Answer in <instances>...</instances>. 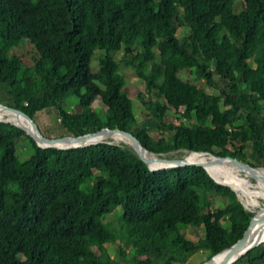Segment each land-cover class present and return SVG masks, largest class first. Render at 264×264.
Masks as SVG:
<instances>
[{"label": "trees", "instance_id": "obj_1", "mask_svg": "<svg viewBox=\"0 0 264 264\" xmlns=\"http://www.w3.org/2000/svg\"><path fill=\"white\" fill-rule=\"evenodd\" d=\"M180 25L187 32L178 37ZM95 48L102 54L91 71ZM121 49L151 119L132 111L112 57ZM186 69L216 92L182 78ZM0 102L32 119L51 108L71 135L118 127L156 153L203 151L259 166L244 149L264 158V0H0ZM169 109L187 122L167 119ZM20 138L31 149L22 161ZM115 206L119 233L101 220ZM250 215L200 165L150 169L130 146L108 141L41 147L0 120V264H121L106 242L132 264H193L187 253L209 258L230 246ZM198 227L195 239L184 235ZM231 264H264V242Z\"/></svg>", "mask_w": 264, "mask_h": 264}, {"label": "rangeland", "instance_id": "obj_2", "mask_svg": "<svg viewBox=\"0 0 264 264\" xmlns=\"http://www.w3.org/2000/svg\"><path fill=\"white\" fill-rule=\"evenodd\" d=\"M239 6V5H238ZM176 35L178 37H181L182 35L186 34V27L183 25L177 26L175 28ZM18 51H24L26 48H30L29 46H18ZM123 50H118L112 53V57L115 59L119 70L122 73L123 79H124V88L127 91L131 101H132V111L137 119L138 122H141L144 119H151V116H145L143 113V108L137 98V91L143 90V85L141 79L135 74L132 67L128 64H126L123 61L122 58ZM102 54V51L98 48H95L90 53L89 57V68L91 71H95L98 67L97 59ZM179 75L184 79H190L191 81L198 83L202 85L209 93L214 94L216 91L207 86L203 79L199 78L193 71V69H186L179 72ZM73 96H69V100L67 102V105L65 106L67 109L73 107ZM92 107L96 110L98 116L100 117L102 115V109L100 105V101L98 98H95L92 102ZM4 113H0V117H2ZM180 117V119L187 122V119H185L183 116L178 115V113H175L172 109H169L165 115V117L168 119H174L177 117ZM4 118V117H3ZM12 120V119H10ZM33 120L37 124L39 130L41 133L45 136H51V137H59L61 135H71L68 134L67 131L59 126L58 120L55 117V114L51 108L42 109L40 111H37L33 115ZM148 131L156 137L158 135V130L155 127V125L148 126ZM113 143H123V142H117L112 141ZM245 152L250 161L259 162L261 165L264 166V158L263 157H257L256 154L252 151L249 144L245 146ZM31 152L30 144L26 138H20L15 141V155L17 158L22 161L26 159ZM187 151L184 150H172L164 153L163 155L169 156V157H182ZM252 179V178H251ZM258 192L256 189H253L252 193H247L245 195H240L238 193V199L245 205V208L248 210H251L252 213H257L260 215L262 213L261 207L264 206V196H258ZM258 196V197H256ZM257 198V199H256ZM255 199V200H254ZM212 201L215 206L222 205V200L219 197H213ZM121 209L119 206H115L113 210L109 213H106L101 220L103 222L111 221L113 228L116 226V219L120 217ZM225 222V220H223ZM116 229V228H115ZM117 233L118 230H115ZM202 233V230L200 227L198 228H187L184 230V235L188 238L195 239L197 236H200ZM106 248L110 255L114 256L116 259L120 261L121 264H132L128 262L127 260L121 258L116 250H115V244L111 242L105 243ZM130 253V252H129ZM207 258V251L196 249L193 252L187 253L185 257L184 263H193V264H200L204 261H206Z\"/></svg>", "mask_w": 264, "mask_h": 264}, {"label": "bare ground", "instance_id": "obj_3", "mask_svg": "<svg viewBox=\"0 0 264 264\" xmlns=\"http://www.w3.org/2000/svg\"><path fill=\"white\" fill-rule=\"evenodd\" d=\"M0 113H4V115H2V117L0 118L4 117L9 120L12 119V121L20 122L23 126L29 127L27 119L22 114H16L7 108H0ZM104 131L105 132L99 137L86 135L75 140L74 143H85L102 139H108L117 142L121 141L123 143L130 144L135 149V152L147 163L149 167H157L160 164L159 161L153 159L142 147L137 145L125 134L121 132L112 133L106 130ZM67 141L73 142V140ZM183 156H185L189 160L206 162L207 170L212 171L216 175L226 177L229 183L227 184L230 185L240 195H245L247 193L253 194V189H256L259 194L258 196H264V166H259V168L243 169L234 161H229L226 158L210 156L208 153L204 152H186ZM213 167L218 168L223 174L215 171ZM261 210L262 213L260 215H258L257 213H253L248 227L245 229L241 236L244 247L252 238L260 235L261 233H264V206L261 207ZM229 253V249H225L218 252L214 257H212L211 259H207L201 264H222L227 259Z\"/></svg>", "mask_w": 264, "mask_h": 264}, {"label": "water", "instance_id": "obj_4", "mask_svg": "<svg viewBox=\"0 0 264 264\" xmlns=\"http://www.w3.org/2000/svg\"><path fill=\"white\" fill-rule=\"evenodd\" d=\"M0 108H7V109L13 111L16 114H22L27 119V121L29 123V127H25L20 122H15V121H12V120H9V119H6V118H0V120L10 121V122L16 124L17 126H19L20 128H22L25 131V133H27L29 136H31L35 140V142H36V144L38 146H41V147H55V148L63 149V148H69V147H75V146H81V145L96 143V142H100V141L111 142V140L102 139V140H95V141H92V142L74 143L75 140H77V139H79V138H81L83 136H86V135L99 137L100 135H102L105 132L104 130H106L108 132H112V133L121 132V133L125 134L128 138L132 139L137 145L142 147L153 159H155V160L160 162V164L157 167H149L147 165V163L135 152L137 154V156L150 169L174 167V166H179V165H184V164H197V165L202 166L207 171V173L216 182L228 185L227 183H225L223 181L216 180L208 172V170L206 168V165H207L206 162L189 160L185 156H182V157H169V156L163 155L164 153H156V152L148 149L145 145L141 144L139 138L136 137L134 134H132L130 131L120 129L118 127H114V128L102 127V128H100L98 130H95V131L84 132L82 134H77V135H61L59 137H51V136L48 137V136H45V135H43L41 133V131L39 130L37 124L34 122V120L29 115H27L23 111L19 110L17 107H14V106H11V105H8V104L0 102ZM67 140H73V142H68ZM125 144H127V143H125ZM127 145L130 146L135 151V149L130 144H127ZM187 152H192V151H187ZM194 152H203V151H194ZM204 153H208L210 156H215V157H219V158H226L229 161H234L237 164H239L243 169H246V168H259V166L251 165L250 163L242 161V160H239V159H237L236 157H233V156H218V155H213V154H211L209 152H204ZM235 193H236V196L238 197V193L236 191H235ZM243 206L245 207L244 204H243ZM250 218H251V215H250V217L248 219V224H249ZM243 232L239 235L237 240L235 242H233L230 246L220 250V251H223L225 249H229V252H230L228 257H227V259L222 264H231L234 260H236L238 257H240L248 249H250L251 247L256 246V245L264 242V233H261L260 235L252 238L244 247V245H243L244 243H243V240H242V237H241ZM220 251H218V252H220ZM217 253L212 254L208 259H211L212 257H214Z\"/></svg>", "mask_w": 264, "mask_h": 264}]
</instances>
